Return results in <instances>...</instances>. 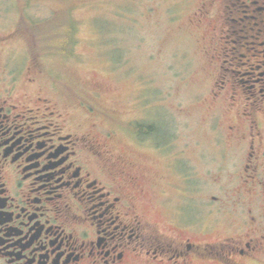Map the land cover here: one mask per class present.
<instances>
[{"label":"flooded vegetation","instance_id":"af4514ba","mask_svg":"<svg viewBox=\"0 0 264 264\" xmlns=\"http://www.w3.org/2000/svg\"><path fill=\"white\" fill-rule=\"evenodd\" d=\"M194 19L214 105L187 150L149 95L136 116L75 92L87 127L35 77H0V264H264V0H202Z\"/></svg>","mask_w":264,"mask_h":264},{"label":"rangeland","instance_id":"374dc122","mask_svg":"<svg viewBox=\"0 0 264 264\" xmlns=\"http://www.w3.org/2000/svg\"><path fill=\"white\" fill-rule=\"evenodd\" d=\"M201 1L0 0V77H35L43 95L69 99L66 107L87 127L75 92L100 93L106 109L136 116L133 97L149 95L157 122L173 136L182 132L184 149L207 143L214 64L208 24L192 23ZM66 83L72 89L57 94ZM123 144L110 142L117 154Z\"/></svg>","mask_w":264,"mask_h":264},{"label":"trees","instance_id":"16d2710c","mask_svg":"<svg viewBox=\"0 0 264 264\" xmlns=\"http://www.w3.org/2000/svg\"><path fill=\"white\" fill-rule=\"evenodd\" d=\"M63 30H64V32H69L70 29H69L68 31H66V29H63ZM67 39H68L67 42L70 43V39H69V38H67ZM61 50H62V51H65L66 49H65V50H64V49H61Z\"/></svg>","mask_w":264,"mask_h":264}]
</instances>
